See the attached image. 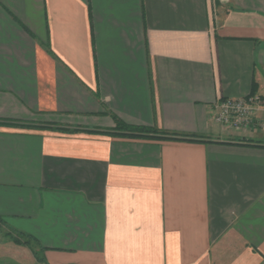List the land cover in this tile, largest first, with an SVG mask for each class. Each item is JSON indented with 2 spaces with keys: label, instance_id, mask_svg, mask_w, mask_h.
<instances>
[{
  "label": "crops",
  "instance_id": "obj_1",
  "mask_svg": "<svg viewBox=\"0 0 264 264\" xmlns=\"http://www.w3.org/2000/svg\"><path fill=\"white\" fill-rule=\"evenodd\" d=\"M251 94L250 128L214 121ZM0 246L264 264V0H0Z\"/></svg>",
  "mask_w": 264,
  "mask_h": 264
},
{
  "label": "built area",
  "instance_id": "obj_2",
  "mask_svg": "<svg viewBox=\"0 0 264 264\" xmlns=\"http://www.w3.org/2000/svg\"><path fill=\"white\" fill-rule=\"evenodd\" d=\"M262 105L263 99L258 94L221 99L214 106L213 119L235 130L247 129L254 124L255 113Z\"/></svg>",
  "mask_w": 264,
  "mask_h": 264
},
{
  "label": "trees",
  "instance_id": "obj_3",
  "mask_svg": "<svg viewBox=\"0 0 264 264\" xmlns=\"http://www.w3.org/2000/svg\"><path fill=\"white\" fill-rule=\"evenodd\" d=\"M115 122H116V127L113 131H108V133H117L120 135H126V136H157L160 134H164L166 132L161 131L160 129H157L155 127H150V126H144V125H134V124H129L121 120L119 117H114ZM14 240L17 243H29L27 240H22L17 237L14 238Z\"/></svg>",
  "mask_w": 264,
  "mask_h": 264
},
{
  "label": "rangeland",
  "instance_id": "obj_4",
  "mask_svg": "<svg viewBox=\"0 0 264 264\" xmlns=\"http://www.w3.org/2000/svg\"><path fill=\"white\" fill-rule=\"evenodd\" d=\"M4 234H8L6 230H3ZM7 236V235H6ZM9 246H3L1 247L0 246V264H31V261H29L28 263V260L26 259H23V258H20L17 256V259L14 258V255L16 254V250L12 249V248H8ZM30 250V248H28ZM9 253H11V255H9ZM26 254L31 255L30 252H27ZM10 256L7 257V256ZM37 255H38V252H37ZM32 264H42L41 262H38V260H34L32 262Z\"/></svg>",
  "mask_w": 264,
  "mask_h": 264
}]
</instances>
